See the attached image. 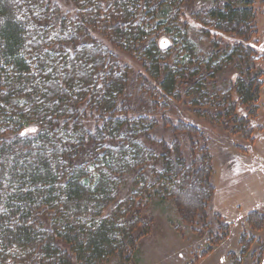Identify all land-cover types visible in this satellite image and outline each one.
<instances>
[{"label":"trees","instance_id":"obj_1","mask_svg":"<svg viewBox=\"0 0 264 264\" xmlns=\"http://www.w3.org/2000/svg\"><path fill=\"white\" fill-rule=\"evenodd\" d=\"M64 1L73 15L49 0H0V264H106L113 256L128 263L149 232L145 209L155 199L170 200L185 225L206 220L214 193L209 154L200 148L186 163L178 142L149 139L155 119L123 105L127 68L94 32L141 63L155 85L146 92H160L159 110L182 103L253 140L264 70L252 0L190 13L202 34L228 38L207 48L183 20L192 0ZM160 36L168 47L158 46ZM228 68L237 79L224 90L216 77ZM86 111L98 119L93 131L83 125ZM29 125L38 132L21 134ZM170 128L191 142L202 138L191 124ZM263 222L256 212L247 216L254 230ZM218 232L212 242L227 226Z\"/></svg>","mask_w":264,"mask_h":264},{"label":"rangeland","instance_id":"obj_2","mask_svg":"<svg viewBox=\"0 0 264 264\" xmlns=\"http://www.w3.org/2000/svg\"><path fill=\"white\" fill-rule=\"evenodd\" d=\"M49 1L58 4L63 12L73 15L72 6L64 0ZM252 1L256 11L255 47L261 57L259 65L264 70V0ZM220 4L221 0H192L188 12H185L183 20L199 47L207 48L209 41L214 38L228 42L227 37H219L210 31L202 34L199 23L190 16L196 10ZM92 36L114 53L121 66L127 68L128 85L122 102L131 108L130 114H144L155 119L156 126L149 133V139L167 146L178 142L186 163L198 158L199 149L205 148L211 159L210 181L214 187L205 222H196L193 226L180 221L170 200H152L144 211L149 217L145 218L149 232L138 239L137 257L125 263L113 256L106 264H264V222L260 230H254L247 224V216L251 212L264 218V82L260 90L257 117L249 123L253 140L245 141L240 135L230 134L219 124L195 116L182 103L174 104L175 108L168 112L159 110L163 103L160 92H157L158 88H154L153 94L146 92L147 85H155L149 80L141 63L133 55L115 48L100 33L94 32ZM157 44L160 48H166L170 41L167 36H160ZM236 79L237 74L229 68L216 77L224 90L234 84ZM239 113L243 114V111L239 109ZM83 118V125L88 131H93L99 124L91 112L86 111ZM168 122L170 125H167ZM178 122L193 125L202 138L191 142V138L184 133H173L170 126ZM37 132V126L29 125L21 134L34 135ZM148 146L155 154H160L159 146L152 143ZM196 182L194 179L187 186L192 202L198 201L194 187ZM219 224L227 226V232L222 239L212 242L214 236L220 235Z\"/></svg>","mask_w":264,"mask_h":264},{"label":"snow or ice","instance_id":"obj_3","mask_svg":"<svg viewBox=\"0 0 264 264\" xmlns=\"http://www.w3.org/2000/svg\"><path fill=\"white\" fill-rule=\"evenodd\" d=\"M33 131H34V129H33Z\"/></svg>","mask_w":264,"mask_h":264}]
</instances>
